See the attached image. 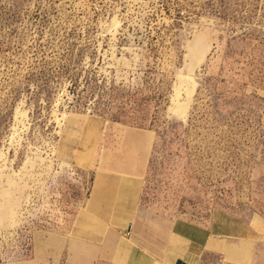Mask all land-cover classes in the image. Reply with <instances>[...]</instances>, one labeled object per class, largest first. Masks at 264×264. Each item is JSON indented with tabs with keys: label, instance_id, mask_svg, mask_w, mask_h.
<instances>
[{
	"label": "rangeland",
	"instance_id": "rangeland-1",
	"mask_svg": "<svg viewBox=\"0 0 264 264\" xmlns=\"http://www.w3.org/2000/svg\"><path fill=\"white\" fill-rule=\"evenodd\" d=\"M132 128L144 210L246 248L199 264H264V0H0V264L95 260L82 209Z\"/></svg>",
	"mask_w": 264,
	"mask_h": 264
},
{
	"label": "crops",
	"instance_id": "crops-1",
	"mask_svg": "<svg viewBox=\"0 0 264 264\" xmlns=\"http://www.w3.org/2000/svg\"><path fill=\"white\" fill-rule=\"evenodd\" d=\"M153 136L141 129H128L116 148L106 150L93 174L90 192L82 209L87 242L99 251L91 264H199L206 251L237 249L223 243L212 229L186 220L170 221L148 214L142 205L144 174L152 153ZM128 232V235L125 233ZM131 246L124 251L121 246ZM112 248L111 260L101 250ZM120 248L116 250V248ZM81 263L88 261L81 255Z\"/></svg>",
	"mask_w": 264,
	"mask_h": 264
},
{
	"label": "water",
	"instance_id": "water-1",
	"mask_svg": "<svg viewBox=\"0 0 264 264\" xmlns=\"http://www.w3.org/2000/svg\"><path fill=\"white\" fill-rule=\"evenodd\" d=\"M193 49L195 51H202L203 48H202L201 44L197 42L194 44Z\"/></svg>",
	"mask_w": 264,
	"mask_h": 264
},
{
	"label": "built area",
	"instance_id": "built-area-1",
	"mask_svg": "<svg viewBox=\"0 0 264 264\" xmlns=\"http://www.w3.org/2000/svg\"><path fill=\"white\" fill-rule=\"evenodd\" d=\"M125 234L128 235V232H126Z\"/></svg>",
	"mask_w": 264,
	"mask_h": 264
}]
</instances>
